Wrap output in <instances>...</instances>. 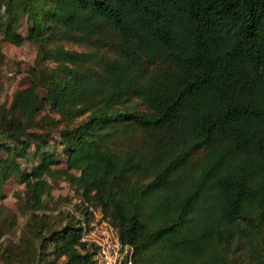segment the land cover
I'll return each instance as SVG.
<instances>
[{"label":"trees","instance_id":"16d2710c","mask_svg":"<svg viewBox=\"0 0 264 264\" xmlns=\"http://www.w3.org/2000/svg\"><path fill=\"white\" fill-rule=\"evenodd\" d=\"M0 42L37 44L0 104V201L16 178L28 214L1 264H94L84 202L133 264H264V0H0Z\"/></svg>","mask_w":264,"mask_h":264},{"label":"rangeland","instance_id":"374dc122","mask_svg":"<svg viewBox=\"0 0 264 264\" xmlns=\"http://www.w3.org/2000/svg\"><path fill=\"white\" fill-rule=\"evenodd\" d=\"M20 19L22 25L19 30L25 35L27 28L25 16H20ZM65 46L80 49L78 46L69 43H65ZM0 50L4 55L3 63L0 65V104L8 106L14 91L26 87L29 81L32 80V68L36 67L37 64V44L25 42L20 46H14L0 42ZM56 141H58L57 135L49 140V145H55ZM60 155L62 156L61 149L57 147L55 156L59 158ZM61 160L62 165H59V167L65 165V157H62ZM34 163V160L27 164L22 162L21 166L30 168ZM50 182L54 186L49 195H44L43 198L50 203L51 207L59 204L60 208L75 212L80 200L75 194V188L63 178L50 179ZM24 189V185L19 184L16 178L9 179L3 186L4 199L0 201L4 207L3 217L0 218V252L2 254L6 251V248L9 252L15 248L22 226L28 218V214L21 213L20 199L23 196ZM67 196L70 197L69 202L65 200ZM83 206L85 208V202ZM58 210H52L49 214L56 216ZM13 220H15V224L10 228ZM1 262L0 260V264Z\"/></svg>","mask_w":264,"mask_h":264},{"label":"built area","instance_id":"2783aa9c","mask_svg":"<svg viewBox=\"0 0 264 264\" xmlns=\"http://www.w3.org/2000/svg\"><path fill=\"white\" fill-rule=\"evenodd\" d=\"M89 218L82 219L81 242L93 253L94 264H133V248L123 243L109 219L99 208L85 203Z\"/></svg>","mask_w":264,"mask_h":264}]
</instances>
